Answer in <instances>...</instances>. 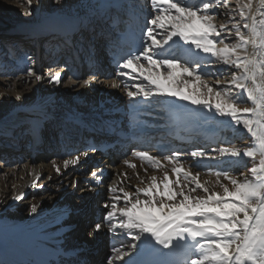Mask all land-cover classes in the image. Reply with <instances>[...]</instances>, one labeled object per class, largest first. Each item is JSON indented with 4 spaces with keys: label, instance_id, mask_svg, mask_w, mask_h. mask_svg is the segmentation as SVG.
I'll use <instances>...</instances> for the list:
<instances>
[{
    "label": "bare ground",
    "instance_id": "bare-ground-1",
    "mask_svg": "<svg viewBox=\"0 0 264 264\" xmlns=\"http://www.w3.org/2000/svg\"><path fill=\"white\" fill-rule=\"evenodd\" d=\"M244 2L246 0H240ZM258 2L253 0L254 5ZM144 3L145 0H61V3L32 0V14L26 15L28 5L24 0H0V264H100L97 242L112 237L106 234V229L90 236L89 226L98 222L97 215L105 211L107 188L113 182L117 186L123 182L127 190L134 192L136 186H144L139 184L137 172L145 182L152 174L162 177V172L132 157L131 151L143 149L155 155L171 152L174 144L163 134L146 133L147 129L160 131L173 121L179 129L212 131L221 137L224 133V139L237 146L249 144L250 137L242 126L234 131L227 120L216 123L220 117L205 121L195 114L194 106L175 98L129 101L127 91L135 90L130 88L135 81L116 77L117 67L108 56L115 38H106L110 32L102 25L111 26V16H130L140 25L144 24L148 11L142 7ZM229 3L232 8L236 6V0H229ZM61 31L75 40L63 41ZM141 32L143 36V30ZM17 47H23L24 53L14 60ZM73 51L80 60L71 64ZM35 52L36 60L33 58ZM60 57L62 63L55 67ZM30 60H33L32 66ZM87 63H90L88 68ZM28 67L44 75L45 81L36 83L34 77H28L25 74ZM204 70L213 71L207 67ZM56 72H61L62 83L49 85L47 78ZM5 76L8 78H3ZM85 80L89 85L82 87ZM113 82L117 87H112ZM17 92L22 96L20 101L15 99ZM106 125L117 132L134 133L132 136L137 143L130 139L128 143L123 142L127 146L122 148L119 145L122 141L118 144L116 134L109 133ZM47 132L51 134L49 144L44 138ZM191 139L189 142L190 138H186L188 144L181 152L198 149L210 152L213 148L198 144V137ZM104 140L110 142L112 150L107 157L98 152L106 144ZM26 147L32 148L33 154L30 151L20 160ZM85 150H89L87 158L81 156L78 165L69 164L64 168L65 159H72ZM125 158L135 165L134 169L123 163ZM53 160L61 168L62 175L56 174ZM208 163L209 168L201 170L199 179L208 181L210 189L222 191L215 185L216 177L210 171L215 162ZM247 166H251L250 162ZM244 167L241 165L233 171L238 175ZM93 171L102 173V185L95 183ZM122 173L128 174L130 187L129 180L120 175ZM169 175L170 179H175L170 171ZM70 177L79 180L80 190L68 187ZM90 192H93L92 197ZM17 194H23V199L14 202ZM89 200L97 206H90ZM33 205L37 206L36 213H31ZM115 243L116 240L111 239V246ZM69 252L73 257L62 258V254Z\"/></svg>",
    "mask_w": 264,
    "mask_h": 264
},
{
    "label": "snow or ice",
    "instance_id": "snow-or-ice-1",
    "mask_svg": "<svg viewBox=\"0 0 264 264\" xmlns=\"http://www.w3.org/2000/svg\"><path fill=\"white\" fill-rule=\"evenodd\" d=\"M24 2L25 14L31 15L32 0ZM142 7L148 9L143 36L117 61L115 73L135 81L130 85L135 90L127 91L129 101L175 98L194 106L205 121L220 117L215 122L227 120L234 131L242 126L250 142L237 146L226 141L210 152L154 155L133 149L132 157L162 172V177L152 174L145 182L135 173L144 186H136L134 192L123 182L120 186L113 182L107 188L105 211L89 226V235L106 229L116 240L106 264H264V0L255 5L253 0H236L234 8L229 0H145ZM206 67L213 71L206 72ZM25 74L36 83L45 81L32 67ZM47 83L59 86L61 72L50 75ZM88 85L85 80L81 86ZM112 87H117L115 82ZM15 99H22L19 92ZM88 154L85 150L65 159L64 168L78 165ZM209 161L215 162L210 171L222 191L199 179ZM51 163L62 175L57 162ZM123 163L135 168L128 158ZM241 165L244 170L237 175L233 169ZM169 171L175 179H170ZM91 175L95 183L103 184L102 173ZM120 175L130 187L128 174ZM70 183L75 188L79 182ZM22 199L23 194L13 197L14 202ZM36 211L33 205L31 213Z\"/></svg>",
    "mask_w": 264,
    "mask_h": 264
},
{
    "label": "rangeland",
    "instance_id": "rangeland-1",
    "mask_svg": "<svg viewBox=\"0 0 264 264\" xmlns=\"http://www.w3.org/2000/svg\"><path fill=\"white\" fill-rule=\"evenodd\" d=\"M22 50V51H21ZM41 50H43V45L40 47V51ZM43 52V51H42ZM24 52H23V47H17L15 50H14V57H13V59L15 60H17L18 59V57H20V56H22V54H23ZM61 59H62V57H61ZM61 59H60V63H59V58H58V60H57V62L54 64L55 65V67H57L56 65L58 64H61L62 63V61H61ZM30 65H31V60H30ZM28 63V64H29ZM34 63H33V60H32V65H33ZM31 65V66H32ZM105 69H107V68H104V70ZM108 70V69H107ZM44 138H45V141H46V143H48L50 140H51V134L49 133V132H47L46 134H45V136H44ZM47 139V140H46ZM55 140V139H54ZM56 140H59V138L58 139H56ZM82 140H83V137H82ZM49 144V143H48ZM50 145L52 146V145H56V144H54V143H50ZM28 152H30V151H28V149H27V147L23 150V152H22V155L20 156L21 158H20V160H24L27 156H28ZM103 171V170H102ZM71 180H73V177H70V179H69V183H68V187L70 188L71 187V189H73L74 191H78V190H80V186H78L79 185V183H78V185H77V187H75V188H73V186L71 185V183H70V181ZM78 182H79V180H78ZM92 193L93 192H90V197H92ZM89 203L88 204H92V205H90V206H93V207H96L97 206V204L95 203V202H92L91 200H89L88 201ZM95 204V205H94ZM102 215V214H101ZM101 215H97V218H96V220H100L101 219ZM68 222H71V219L70 220H68ZM103 239H105L104 241H102V242H97V245H99L98 247L100 248L99 250H100V253H99V255H100V257H101V263L100 264H105V261H106V257L110 254V248H111V244H110V242H111V239H113V238H110V237H105V238H103Z\"/></svg>",
    "mask_w": 264,
    "mask_h": 264
}]
</instances>
